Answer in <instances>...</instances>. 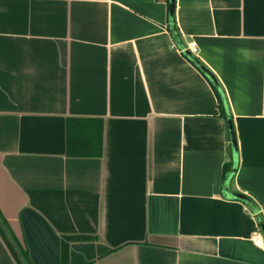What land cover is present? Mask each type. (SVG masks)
<instances>
[{
  "label": "crops",
  "instance_id": "0c3cea01",
  "mask_svg": "<svg viewBox=\"0 0 264 264\" xmlns=\"http://www.w3.org/2000/svg\"><path fill=\"white\" fill-rule=\"evenodd\" d=\"M175 23L0 0V264H264V0H175ZM69 119L101 122L100 156L69 154Z\"/></svg>",
  "mask_w": 264,
  "mask_h": 264
},
{
  "label": "trees",
  "instance_id": "16d2710c",
  "mask_svg": "<svg viewBox=\"0 0 264 264\" xmlns=\"http://www.w3.org/2000/svg\"><path fill=\"white\" fill-rule=\"evenodd\" d=\"M171 9V0H169ZM170 32L176 42L180 40V34L175 23V13L170 12ZM220 95V94H219ZM221 100V99H220ZM103 128L98 120L69 119L67 122L68 152L71 156L77 155L78 143H89L91 146L88 152L90 156L98 157L102 151ZM66 264V262H64Z\"/></svg>",
  "mask_w": 264,
  "mask_h": 264
},
{
  "label": "built area",
  "instance_id": "2783aa9c",
  "mask_svg": "<svg viewBox=\"0 0 264 264\" xmlns=\"http://www.w3.org/2000/svg\"><path fill=\"white\" fill-rule=\"evenodd\" d=\"M187 50L191 51L193 54L198 52V48L195 42H190L187 46ZM254 243L259 248H264V240L261 234L258 232L254 235Z\"/></svg>",
  "mask_w": 264,
  "mask_h": 264
},
{
  "label": "water",
  "instance_id": "95a60500",
  "mask_svg": "<svg viewBox=\"0 0 264 264\" xmlns=\"http://www.w3.org/2000/svg\"><path fill=\"white\" fill-rule=\"evenodd\" d=\"M170 12H171V15H174V13H175V0H171Z\"/></svg>",
  "mask_w": 264,
  "mask_h": 264
}]
</instances>
